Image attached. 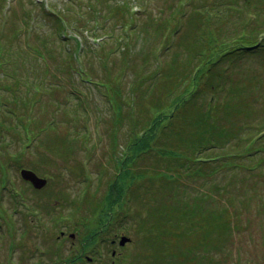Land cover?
Wrapping results in <instances>:
<instances>
[{"label":"rangeland","instance_id":"1","mask_svg":"<svg viewBox=\"0 0 264 264\" xmlns=\"http://www.w3.org/2000/svg\"><path fill=\"white\" fill-rule=\"evenodd\" d=\"M218 2L234 6L206 8ZM42 6L68 17L66 34L77 41H58L52 22L41 18ZM125 6L128 13L123 10L118 18L117 8ZM250 18L264 22V0H0V199L13 194L23 199L30 216L39 215L35 204L46 215L64 211L65 204L54 201L75 204V214L93 216L85 224L88 229L78 230L84 238L109 220L132 240L125 241V264H264V137L255 143L262 150L236 167L225 161V167L189 162L185 168L182 157L179 164L160 160L158 165L154 158H137L130 170L146 179L140 181L145 190L139 202L132 199L120 211L108 207L105 198L111 183L128 169L122 159L129 133L165 104L160 93L199 65L209 54L210 37L222 35L219 29L238 31ZM12 21L18 27L17 47ZM45 33L47 47L40 36ZM36 43L41 52L32 48ZM74 50L76 63L70 60ZM236 63L221 72H230L236 85L245 87L247 107L232 113L229 122L215 121L216 132L238 144L233 153L247 152V139L264 132L263 56L247 57L237 71L239 79L233 77ZM152 70L163 75L159 93L149 96L154 84L148 89L136 75ZM111 97L122 101L111 105ZM202 130L175 137L187 147L183 152ZM21 168L50 178L48 185L35 189L22 179ZM51 209L56 211L46 213Z\"/></svg>","mask_w":264,"mask_h":264},{"label":"trees","instance_id":"2","mask_svg":"<svg viewBox=\"0 0 264 264\" xmlns=\"http://www.w3.org/2000/svg\"><path fill=\"white\" fill-rule=\"evenodd\" d=\"M246 1L247 0H245V2ZM173 6L172 8H175V4ZM233 6V4L218 2L206 6V8L211 7V9L214 10H220L222 7H225L226 10H228V8ZM47 8L44 6L40 8V13H42L41 18L52 22L51 24L54 27L56 39L58 41H65L68 40L67 38H74L75 41H77L75 37H68L66 34L67 24H69L70 21L69 18L67 17L66 19L55 9ZM120 8L121 7L116 10V14H118V11L120 10L118 18L122 17L123 10L128 13V8L126 9V6L122 9ZM227 13L228 12H225L223 14L227 15ZM26 17H28L27 13ZM123 18L125 17L123 16ZM125 21H127V19H125ZM12 25L13 27L11 29H13L14 40L16 42L18 40L16 33L18 27H15V21H12ZM219 30L222 35L217 36V38H214L213 36L210 37L212 42L205 46L208 48L209 54L195 69L188 71L189 73L187 77L181 80V85L180 83H176L166 94L160 93L163 98L165 97V104L162 107L155 109V115H153L150 118L151 120L142 126L140 130H135L129 133L128 141L126 143V157L122 159L123 163L128 166V169L126 171L122 170L123 172L121 171L111 183L105 197L106 201L109 202L108 207L112 208L113 206H117L119 207L118 210L121 211V209L126 207L132 199L139 202L140 192L145 190H140V181L146 179L142 178L144 174L142 172L140 173L139 169V173L130 170L132 162L137 160V158H140L141 160L154 158L156 160L154 165H158L160 160L177 161L178 163V159L182 157L183 162L180 167L185 168L189 166V162L200 163L206 168H213L217 164L225 167L223 164L225 161L232 162V165L229 167H236L240 165V161L243 158H252L250 155L252 152L262 150L260 148L256 149L259 146H255V143L258 141L261 143L264 134L252 139H247L249 142L248 147L250 148L247 152L233 153L232 150L239 148L237 147L238 144H231L230 139H225L223 136H220L215 130V121L217 122L222 118L229 122L232 113L241 112L244 107H247V92L244 90L245 87L242 88L241 86L236 85L234 80L230 77V72L224 74V72H221V69L223 68L224 71H229L232 65L237 61L233 77L234 79H239L241 75L237 71L240 70L242 62L245 61L247 57L263 56L264 60V22L261 19L256 20L250 18L238 31L235 29V31L233 30L231 33L225 34L223 29ZM177 31L178 28H174V33ZM40 36L43 37L42 42L44 41L45 46L47 47L45 41L49 34L45 33ZM164 36L165 34L162 35V37ZM212 44L214 45L210 48ZM17 46L16 42L15 47ZM168 47L169 44L166 42L165 48L167 49ZM32 48L41 52L37 43L33 44ZM79 48L80 47H78V49ZM75 50L70 52V60L71 62L76 63L79 61V55L78 51ZM1 52H3V50L0 46V54ZM201 56L203 57L204 55ZM67 65L72 69H76L71 64ZM161 67L157 65V68ZM138 73L139 74L136 75L138 83L142 80V83L148 84V89L154 84L152 94L149 96L158 94L160 91V76L163 75V70H152L148 76H142V74H144L142 72ZM16 79L19 78L16 77ZM14 84L18 86L17 81L14 82ZM138 86L139 84L133 86V92ZM177 87H179L180 90L175 93L174 91ZM109 89H106L107 97H109ZM170 95H173V99L168 101L167 98ZM109 101L112 105L114 102L122 101V99L120 100V97H118L115 101L114 97H111ZM146 101L149 102L148 99L144 102ZM133 110L134 108L130 111ZM220 114L222 116H220ZM244 115L245 113H241L237 117ZM248 125L250 124L248 123ZM248 125L243 126L247 128ZM197 128L203 129L196 134V139L199 140L195 142L194 146L191 147L189 151L183 152L187 147L182 146V143H178L175 137L182 134V132L186 133L188 129L193 131ZM242 136L243 135H241L240 138H242ZM238 143L241 145L242 140L240 139ZM216 151L220 152L219 155H217ZM218 157L219 160L217 161ZM234 163L236 165H233ZM254 166L251 165V167ZM214 171L215 170H212V172ZM135 186H137V189ZM134 209L135 208L132 206L130 207V210Z\"/></svg>","mask_w":264,"mask_h":264},{"label":"flooded vegetation","instance_id":"3","mask_svg":"<svg viewBox=\"0 0 264 264\" xmlns=\"http://www.w3.org/2000/svg\"><path fill=\"white\" fill-rule=\"evenodd\" d=\"M0 197L3 198V194ZM11 197L10 200L0 199V264L126 263L125 241L126 238L132 240L109 220L102 228L98 226L94 234L79 237L78 230L88 229L85 224L91 222L93 216H78L72 210L75 204L54 201L65 204L61 206L65 208L62 214L57 215H46L44 208L35 204L33 207H37L39 215L30 212V216L25 210V201L16 200L14 194ZM41 203L46 204L45 200ZM51 208L57 210L60 207ZM14 212L20 215H14ZM103 219L106 218L101 217Z\"/></svg>","mask_w":264,"mask_h":264},{"label":"water","instance_id":"4","mask_svg":"<svg viewBox=\"0 0 264 264\" xmlns=\"http://www.w3.org/2000/svg\"><path fill=\"white\" fill-rule=\"evenodd\" d=\"M21 176L24 180L29 181L32 185L37 188L41 189L47 184V179L39 177L34 171L31 169H22ZM127 240V238H126Z\"/></svg>","mask_w":264,"mask_h":264}]
</instances>
